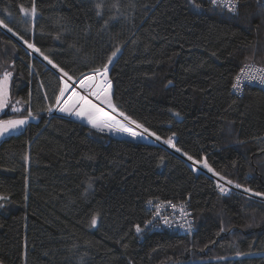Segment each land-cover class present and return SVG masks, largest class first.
Masks as SVG:
<instances>
[{
    "label": "trees",
    "instance_id": "obj_1",
    "mask_svg": "<svg viewBox=\"0 0 264 264\" xmlns=\"http://www.w3.org/2000/svg\"><path fill=\"white\" fill-rule=\"evenodd\" d=\"M194 2L35 0L33 17L21 11L32 0H0V20L21 42L0 27V76L11 68L9 98L34 117L0 140L1 264H264V199L234 185L219 192L218 177L181 152L189 162L48 114L62 73L24 43L74 80L119 48L108 71L119 111L264 192V89H230L240 65H264V4L239 0L232 14ZM149 201L185 204L190 231L147 224Z\"/></svg>",
    "mask_w": 264,
    "mask_h": 264
},
{
    "label": "snow or ice",
    "instance_id": "obj_2",
    "mask_svg": "<svg viewBox=\"0 0 264 264\" xmlns=\"http://www.w3.org/2000/svg\"><path fill=\"white\" fill-rule=\"evenodd\" d=\"M259 2L264 4V0H259ZM210 3L214 8L220 7L221 9L227 10L232 14H237L239 0H210ZM193 6L200 7V5L195 4L194 0ZM21 11L25 12V15H31L34 17L37 12L35 0H32V7L30 12L23 8H21ZM0 26L8 28V31L10 32L12 31V29L9 28L3 20H0ZM20 39L23 40V37H20ZM24 43H26L29 48L40 53V55L43 56L49 64H52L54 68H57L58 71L62 73L60 79L63 81V86L59 88V94L55 97V106L59 109V111L73 113L76 116L87 119L88 123L100 132H104L105 130H107L110 132L114 131L124 133L132 138L154 137L156 140H161V137L158 136L155 131H151L143 123L137 121L136 119H133L131 116L126 115L124 112L119 111L116 104L113 103L111 96V81L108 79V71L109 65L113 63V59L120 52L119 48L111 53V55L108 57L107 63L90 69L88 73L80 74L78 78V86L81 90H83L84 93L81 94V92L76 91V88L68 83V81H72L74 78L70 76L64 68H61L59 65L54 64L53 61L49 59V57L45 55L34 44L28 43V41L26 40L24 41ZM247 68V65L241 67L240 72L234 78L235 82L232 83V88L236 91H240L241 83L243 80H258L260 83H264V69L246 71ZM254 73L259 74L257 75ZM11 75V72L5 71L3 73V76L0 77V110H2L7 105V85ZM169 83H171V81H169ZM69 90H71V95L67 100H65V93L69 92ZM89 95L95 97L96 100L106 104L107 108L111 109V111H106L105 108L100 106V104L94 103L91 99H89ZM13 110L16 111L15 108ZM113 112H118L119 117H122V119L118 120L117 117L113 115ZM176 115H179V113H176ZM30 117H32V112L29 110L28 116H25L23 118L14 120H0V136H3L11 131H15L20 126L25 125ZM175 136L176 134L172 133L171 136L163 140V143L175 149L176 152H181L183 156L187 157V159L191 161L194 166L202 165V167L207 169L208 172H211L215 177H218L217 187L222 193L229 191L226 185H234L235 188L242 189L243 192L248 193L251 196L264 198V192H256L250 187H245L244 185L235 183L233 180L228 179L226 176L221 175L219 172H215V170L208 164L206 159L197 160L187 152H183V150L177 147L174 143ZM161 161H163V157H161ZM220 181H224V184H221ZM149 203H151V201H149ZM172 207H175V205H172ZM98 215L99 213H95L92 215V226H95L97 224ZM164 222L168 223V220L165 219ZM148 223H151V221H149ZM135 227L137 232L141 231L140 225H136ZM187 227L188 229H191V224L188 223ZM221 231H223V228L221 229ZM239 254L240 253H238V255Z\"/></svg>",
    "mask_w": 264,
    "mask_h": 264
},
{
    "label": "built area",
    "instance_id": "obj_3",
    "mask_svg": "<svg viewBox=\"0 0 264 264\" xmlns=\"http://www.w3.org/2000/svg\"><path fill=\"white\" fill-rule=\"evenodd\" d=\"M206 1L210 2V0H206ZM218 8L221 9L220 7H218ZM221 10H223V9H221ZM223 11H225V10H223ZM245 65L248 66L246 71H254L256 69H264V65H259V64L253 63V62L244 63V64L239 66V70L237 71V73L234 75L233 78H235V76L240 72L241 67H244ZM85 73H88V72H85ZM254 74L258 75L259 73H254ZM234 82L235 81L233 79L232 83H234ZM68 83H70V82L68 81ZM71 83L74 84L73 80L71 81ZM232 83H231L230 89L234 94H236L238 96L243 93V91L246 89V87L254 86V87H257L260 89H262V88L264 89V83H260L258 80H250V81L249 80H243L241 83L240 91H236L235 89H233ZM89 98L91 100H95V97H92L91 95H89ZM209 177L215 178L213 176H209ZM215 179L218 180L217 178H215ZM220 183L223 184V182H221V181H220ZM216 188L219 190L217 185H216ZM219 192H221V191L219 190ZM228 192L229 191L225 192V194ZM148 205H149L150 209H152L153 214H152L151 218L148 220V222L151 221V223L147 222V224H149L151 226H155L157 228L159 227L161 229H165L167 231H169V230L174 231L177 233H184V232L190 231V229H188V227H187V224L189 223V219H190V212H189V210H187L185 204H183L181 202H179V204H175L171 201H168L167 203L152 202L151 201V203H149ZM172 205H175V207H172ZM165 219L168 220V223L164 222Z\"/></svg>",
    "mask_w": 264,
    "mask_h": 264
},
{
    "label": "rangeland",
    "instance_id": "obj_4",
    "mask_svg": "<svg viewBox=\"0 0 264 264\" xmlns=\"http://www.w3.org/2000/svg\"><path fill=\"white\" fill-rule=\"evenodd\" d=\"M17 38V37H16ZM18 39V38H17ZM5 71H8V72H11L12 73V70H11V68L10 67H8ZM4 71V72H5ZM3 72V73H4ZM3 73H2V75L0 76V77H2L3 76ZM10 79H11V77L9 78V80H8V85H7V105H6V107H4L2 110H0V116L3 114V113H8V114H10V113H12L10 116H6V117H0V120H14V119H20V118H23V117H25V116H28V115H26V114H22L21 113V115L20 114H17L19 111H21V108H22V106H23V104L21 103V101L19 102V101H11V98H9V92H10V87H9V84H10ZM73 85L72 84H70V85H72L73 87H75L76 88V91H78V92H81V94H83V90H81L80 88H79V86H78V83H79V81H78V78H76L75 80L73 79ZM62 86H63V81H62ZM71 95V90H69V92H67V93H65V97H64V99L65 100H67L68 98H69V96ZM90 99V98H89ZM94 103H97V101L98 100H92ZM99 104V103H98ZM101 107H103L102 105H100ZM16 109V111H14L13 109ZM104 108V107H103ZM74 111H75V109H74ZM58 114V115H61V116H67V117H69V118H72V119H74V120H78L79 122H81L82 124H84L85 126H87V127H89V128H92V129H94V130H96V131H98L99 132V130H97V129H95V128H93L92 127V125L91 124H89L88 123V121H87V119H85V118H82V117H79V116H76L75 114H73V113H67V112H61V111H59V109L55 106V104H54V107H53V109L48 113V114ZM30 120H32V118L30 117L29 119H28V121L27 122H29ZM26 122V123H27ZM25 125H23V126H20L17 130H15V131H11V132H9V133H7V134H5V135H3V136H0V140L1 139H3V138H5V137H7V136H10L11 134H14V133H18V132H20L22 129H23V127H24ZM102 133H104V134H106V135H108V136H115V137H117L116 135H113L112 133H109V131H107V130H105L104 132H102ZM126 139H130V140H137V141H141V142H143V141H146V142H150V143H159V144H161V145H163L164 147H167V148H169L170 150H172V151H175V149H173L172 147H170L169 145H166V144H164L163 143V141L162 140H156L155 138L154 139H152L151 137H147V138H140V137H137V138H132V137H130V136H126L125 137ZM190 164V163H189ZM190 166H191V168H193V170L194 171H196V172H198L199 170H201L200 168H198V167H195L194 165H192V164H190ZM202 171V170H201ZM209 176V175H208ZM223 184H224V182H223ZM226 187L227 188H229V189H231L228 185H226ZM233 189H235V188H233ZM260 198V197H259ZM262 199H264V198H262ZM1 264V263H0Z\"/></svg>",
    "mask_w": 264,
    "mask_h": 264
},
{
    "label": "water",
    "instance_id": "obj_5",
    "mask_svg": "<svg viewBox=\"0 0 264 264\" xmlns=\"http://www.w3.org/2000/svg\"><path fill=\"white\" fill-rule=\"evenodd\" d=\"M0 27L3 29V31H4L5 33H8L9 36H10L12 39H14L16 42H20V40L17 39V38L14 36V34H13L12 32L8 31V29L3 28L2 26H0ZM20 43H21V42H20ZM113 60H114V59H113ZM44 63L47 64L49 68L54 69V70L56 71V69H55L51 64H49L47 60H44ZM110 65H111V64H110ZM110 65H109V66H110ZM56 72H57V71H56ZM57 73H58V72H57ZM58 74H59V73H58ZM54 114H55V113H54ZM54 114H52V115H54ZM157 144H159V143H157ZM159 145H161V144H159ZM161 146H163V145H161ZM173 152H174V154H175L176 156H179V157H181L182 159H184L185 161H187V159H185L184 157H182L178 152H176V151H173ZM187 162H189V161H187Z\"/></svg>",
    "mask_w": 264,
    "mask_h": 264
},
{
    "label": "crops",
    "instance_id": "obj_6",
    "mask_svg": "<svg viewBox=\"0 0 264 264\" xmlns=\"http://www.w3.org/2000/svg\"><path fill=\"white\" fill-rule=\"evenodd\" d=\"M0 200H1V198H0Z\"/></svg>",
    "mask_w": 264,
    "mask_h": 264
}]
</instances>
